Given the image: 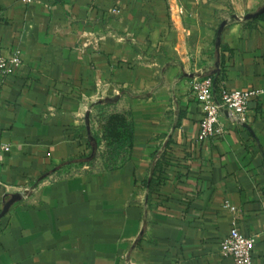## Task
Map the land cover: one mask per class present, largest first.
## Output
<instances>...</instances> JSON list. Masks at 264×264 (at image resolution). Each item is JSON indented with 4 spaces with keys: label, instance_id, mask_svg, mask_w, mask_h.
<instances>
[{
    "label": "crops",
    "instance_id": "1",
    "mask_svg": "<svg viewBox=\"0 0 264 264\" xmlns=\"http://www.w3.org/2000/svg\"><path fill=\"white\" fill-rule=\"evenodd\" d=\"M264 0H0V264H235L234 223L264 264V93L245 127L201 139L195 78L264 90ZM227 21L219 39V28ZM220 40V41H219ZM218 41L220 46L218 47ZM134 123L115 169L58 176L90 152L95 104ZM238 208L233 214L224 205Z\"/></svg>",
    "mask_w": 264,
    "mask_h": 264
},
{
    "label": "built area",
    "instance_id": "2",
    "mask_svg": "<svg viewBox=\"0 0 264 264\" xmlns=\"http://www.w3.org/2000/svg\"><path fill=\"white\" fill-rule=\"evenodd\" d=\"M31 3L34 0H18ZM23 63V54L20 50L5 56L0 50V74H12ZM192 90L203 108L201 122V139L222 137L229 131V124L245 127L248 122V113L251 100L264 93V90H231L221 85L216 91L215 77L205 76L195 78ZM11 149L9 144L0 145V154ZM225 208L233 214L238 212L236 206L226 202ZM257 235L241 233L237 223H234L228 236L221 242V254L230 256L235 264H254L253 249L257 242Z\"/></svg>",
    "mask_w": 264,
    "mask_h": 264
},
{
    "label": "trees",
    "instance_id": "3",
    "mask_svg": "<svg viewBox=\"0 0 264 264\" xmlns=\"http://www.w3.org/2000/svg\"><path fill=\"white\" fill-rule=\"evenodd\" d=\"M259 20L264 21V13L258 18L250 20V22ZM220 87L221 82L218 78L216 82L217 92H219ZM102 129V135L94 130L91 131L94 138V140L90 142L91 152L83 158L64 162L61 168L57 170L58 176L71 174V170L76 167H82L84 165L91 166L101 157L98 153L100 152V146L103 141L107 142L108 147V156L103 162V169H115L128 161L129 155L135 145L133 121L129 119L125 113H113L104 120ZM103 157H105V155H103Z\"/></svg>",
    "mask_w": 264,
    "mask_h": 264
},
{
    "label": "rangeland",
    "instance_id": "4",
    "mask_svg": "<svg viewBox=\"0 0 264 264\" xmlns=\"http://www.w3.org/2000/svg\"><path fill=\"white\" fill-rule=\"evenodd\" d=\"M113 113H123L118 110L117 105L112 101H103L95 104L94 108L91 111V120H90V130H94L95 132L102 135L103 133V122L104 120ZM108 147L107 142L103 141L100 146V152L98 153L101 157L97 159L91 166H88L86 169L87 172H94L103 169V162L105 158L108 156L107 153ZM105 152V154H104ZM105 155V157H103ZM81 167H76L71 170V174H74L79 171Z\"/></svg>",
    "mask_w": 264,
    "mask_h": 264
},
{
    "label": "water",
    "instance_id": "5",
    "mask_svg": "<svg viewBox=\"0 0 264 264\" xmlns=\"http://www.w3.org/2000/svg\"><path fill=\"white\" fill-rule=\"evenodd\" d=\"M264 13V6L262 8H260L258 11L254 12V13H249L247 14L244 19L245 20H253V19H256L258 17H260L262 14ZM227 24V21H224L220 28H219V39L221 37V34L223 32V29L224 27L226 26ZM220 41V40H219ZM218 41V44L217 46L219 47L220 46V42ZM216 82H217V78H215V85H216ZM22 200V196L21 194L19 193H16V194H13L11 196V198L5 203L4 207H3V210L0 212V218L3 217L5 214H7L11 207L18 201Z\"/></svg>",
    "mask_w": 264,
    "mask_h": 264
}]
</instances>
